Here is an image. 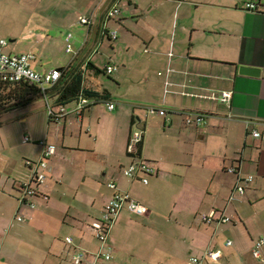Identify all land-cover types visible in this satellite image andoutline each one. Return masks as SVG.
<instances>
[{
    "label": "crops",
    "instance_id": "crops-1",
    "mask_svg": "<svg viewBox=\"0 0 264 264\" xmlns=\"http://www.w3.org/2000/svg\"><path fill=\"white\" fill-rule=\"evenodd\" d=\"M13 2L21 5L25 0ZM50 3L55 6L48 19L56 26L69 30L79 25L84 31L78 51L66 52L73 55L66 63L47 66V57L34 52L35 45L50 40L39 32L51 29L52 22L45 21L27 27L22 38L33 49L22 53L35 55L33 67L39 73L70 65L83 68L86 86L108 91L116 108L110 111L100 103L102 107L87 108L80 122L73 113L61 123L52 122L48 106L58 105L43 97L48 124L43 137L35 139L41 144L37 159L22 157L16 162V155L1 157L0 264H72L76 250L98 251L100 242L92 226L102 218L110 199L124 192L145 205L148 213L139 216L124 209L119 214L109 239L114 246L112 264H134L125 259L132 238L150 236L157 241L148 252L147 264H188L209 249L222 251L220 262L212 264H261L252 248L258 240L255 237L264 234V141L254 138L251 131H264V0ZM117 3L120 14L106 26V16ZM248 3L256 9H247ZM82 17L89 23L81 24ZM111 31L118 32L117 40L110 38ZM104 42L112 51L118 47L122 52L120 66L112 59L105 65L95 62ZM8 46L7 42L0 50L21 54L7 51ZM89 62L101 70L110 65L118 66V71L122 67L115 78L118 88L110 91L101 84L95 89L93 82L99 84L102 74L88 68ZM241 66L259 68L261 75H242ZM224 91L232 92L230 104L221 100ZM212 94L219 99H208ZM149 105L166 109L167 117L147 115ZM190 114H205L206 123L189 125ZM135 122L145 129L142 156L157 169L148 185L123 174L134 159L127 148ZM44 143L55 145L57 151L44 170L45 182L38 187L37 209L19 208L20 186L34 175L27 161L42 158ZM248 176H254V181H242ZM110 182L116 188L109 187ZM239 185L245 186V193L237 191ZM63 188L65 193L58 197L56 192ZM212 211L232 221L208 225L199 218L200 225L191 223L200 213ZM10 213L15 214L14 222L17 214L33 218L7 233ZM164 214L170 222L162 223ZM57 231L72 237L73 244L54 235ZM44 238L51 240L44 241L45 246ZM227 240L233 245L227 247Z\"/></svg>",
    "mask_w": 264,
    "mask_h": 264
},
{
    "label": "built area",
    "instance_id": "built-area-1",
    "mask_svg": "<svg viewBox=\"0 0 264 264\" xmlns=\"http://www.w3.org/2000/svg\"><path fill=\"white\" fill-rule=\"evenodd\" d=\"M247 9L255 10L256 5L253 3H248L246 5ZM120 14L118 8V3L113 5L109 10L106 16V26L112 20H115L116 17ZM81 24H88L89 19L87 17L81 18ZM110 38L113 40L118 39V32L111 31L109 32ZM73 34L69 33L66 38V52L72 53L74 51V46L72 43ZM7 44L6 40L0 42V46L3 47ZM36 59L34 54L31 53H21L17 55L7 54L0 50V78L7 82H20L27 81L31 84H36L41 87L42 94L44 98L49 100V89L56 86L57 83L62 78V72L60 69H53L46 73H39L33 67V62ZM108 74H113L118 71V66L110 65L107 67ZM170 71V70H169ZM162 75V73H160ZM210 100H218L219 96L212 94L207 97ZM221 100L223 102L231 103L232 92L224 91L221 95ZM103 103L107 106L110 111H114L116 108L115 102L111 100H100L94 97H87L82 95L74 103L75 107L72 110L68 111V107L61 105L59 107L58 113H56L57 120L62 122V118H66L67 115L73 113L76 116V119L80 122L83 118V113L87 108H90L96 104ZM146 114H159L161 116L168 115V112L164 108L158 106L149 105L146 106ZM50 116L55 115L52 110V105L48 106ZM205 114H190L187 118V123L189 125L196 124L197 126H203L206 123ZM251 122H247V125L250 126ZM251 135L256 138L264 141V131L258 129H253ZM145 129L140 126V122L137 123L135 131L132 133L128 144V153L134 158L133 162L124 168L123 174L130 179L135 181L140 179L145 185L149 184L150 177L157 173L155 165L144 158L141 154H138V149L144 142ZM25 143L30 142V137L24 138ZM45 144V149L43 156L39 161L33 162L31 160L27 161V165L33 169L34 175L33 178L27 182H24L20 186V192L18 196L19 208H28L30 210L36 209L35 199L40 196L38 187L43 184L46 180V174L44 170L48 168V160L56 154L57 147L53 144ZM246 183H251L254 181V176H248L244 180ZM109 187L116 188L114 182L109 183ZM245 186L239 185L237 191L240 194L245 193ZM129 212L144 216L148 213V209L145 205L134 200L128 192L116 193L110 201L106 204L102 218L96 221L93 226V233L97 240L100 242V248L98 251L90 253L85 250H76L72 256V264H112L113 260V247L111 246L109 239L110 233L113 228V225L118 218L119 214L124 210ZM15 220L17 222H25L27 218L24 215L17 214ZM200 221L204 224L213 225V224H227L232 221L231 217L224 214L218 213L217 211H212L209 213H203L200 216ZM65 241L72 245L74 240L72 237H66ZM232 240L226 241V246H232ZM263 248H264V237L259 238L252 248L253 257L260 261L261 264H264L263 257ZM91 256L89 261L87 258ZM222 258V251L209 249L204 252L202 256H194L190 259L188 264H212L219 263Z\"/></svg>",
    "mask_w": 264,
    "mask_h": 264
},
{
    "label": "rangeland",
    "instance_id": "rangeland-1",
    "mask_svg": "<svg viewBox=\"0 0 264 264\" xmlns=\"http://www.w3.org/2000/svg\"><path fill=\"white\" fill-rule=\"evenodd\" d=\"M13 1L14 0H0V40L5 39L8 42L9 46L8 48H6L7 51L12 50L18 53L30 52V50L33 49V46L31 43L22 38L23 34L27 31V27L31 24L36 25L38 23H45V21H50L48 18L53 12V8L55 5L53 3H50V0H42L40 1L41 4L38 2H34V0H25V2L21 5L16 4ZM15 1L17 2V0ZM78 1L80 2V0ZM50 22H52V27H50L51 29L46 28L47 30H39L40 33L49 35L50 40L46 41V43L44 44L39 43L38 46L35 45L34 52L38 55H40L41 53L45 55L47 57V66L53 67L57 64L66 63V61H69L71 60V58H73V55L67 54L65 51L66 42L64 41V39L66 37L64 38V35L68 32L73 34L74 39L72 43L75 51H78L80 42L84 39L85 35L84 31H82V28L79 25L66 30L65 28H60V26H58V23L56 26L52 20ZM110 25H112V23H110ZM113 27L118 29L117 25ZM120 37L122 38L121 33ZM92 38L93 39L91 42L94 45L96 38ZM118 43L119 41L116 44ZM137 49H139L138 52H140L141 56H146L142 52L140 47H138ZM47 54L50 58L47 56ZM123 57L124 56L122 52L119 51L118 47L116 52L112 51L109 48L108 43L104 42V45L100 49V54L95 58V62L99 65H105L110 59H112L115 60L116 63L120 66L119 59L121 61L123 60ZM121 70H123L122 67H120V70L114 73L112 76H106L103 74L100 75L99 84L93 82V87L96 89L102 84L105 88L110 89V91H115L114 89L118 88L115 78ZM98 106L102 107V104H99ZM103 107L106 108L105 106ZM73 108H68V111L72 110ZM3 112L6 111L0 112L2 113L0 114V165L1 157L4 156H10L12 158L13 155H16V157L14 158L16 162L19 159L22 160V157H34L33 159H37L35 155L40 152L41 144L39 142H36L35 139L39 136L43 137V134L46 133L48 124L47 102L43 98H40L34 100L25 107L7 113ZM25 137H31L32 142L24 144ZM12 146H15V148L11 150ZM64 189L65 188H63V191L59 189L60 194L56 192V195L58 197H62V193H65ZM31 213L32 212H30V214ZM30 214L27 215L28 220H31L33 218ZM201 214L203 213H200L197 216L196 220H191V223L192 221H194V223L200 225L199 218ZM9 216H11L12 218L9 223L8 229L6 230L7 233L10 232L12 228V231H15L20 226L27 225L26 222L28 220H26L25 222H14L13 219L15 217V214L10 213ZM166 221L170 222L171 220L168 215L164 214L162 223H167ZM11 224L13 225L11 226ZM140 230L142 229L139 228L137 231ZM54 235H60L61 237H63V239H65L64 232L57 231L54 233ZM261 237H264V234L256 236L254 241ZM0 239H2L1 235ZM134 239L135 238H132L133 241L130 242L132 246L131 252L125 255V259L132 261L134 264H142L143 261L145 262V260H148V252L151 251L152 248L156 247L155 245L157 240H155V237L153 236H150V238L143 237L137 238V240ZM44 241H47L46 243H48L51 240L49 238L47 240L46 238H44L43 245L45 246L46 243H44ZM112 247H114L113 244ZM145 264H147V262H145Z\"/></svg>",
    "mask_w": 264,
    "mask_h": 264
},
{
    "label": "trees",
    "instance_id": "trees-1",
    "mask_svg": "<svg viewBox=\"0 0 264 264\" xmlns=\"http://www.w3.org/2000/svg\"><path fill=\"white\" fill-rule=\"evenodd\" d=\"M87 67H93L98 74L112 75L108 74L107 70H101L90 62ZM60 70L62 72V78L56 86L50 88L48 91L49 100L55 101L53 103L55 106L58 105V108L52 105L53 113H55V115L53 114L50 116L52 122H59L56 119V113H58L61 105L67 106L71 103H75L82 95L100 100L110 99V93L108 91L104 90L98 92L86 86V73L83 68L70 65ZM43 97L41 87L36 84H31L27 81L12 83L0 78V112L13 111L25 107L34 100ZM64 119L65 118H62L61 120ZM135 123L137 124V122ZM142 147V145L139 147L138 154L142 153Z\"/></svg>",
    "mask_w": 264,
    "mask_h": 264
},
{
    "label": "water",
    "instance_id": "water-1",
    "mask_svg": "<svg viewBox=\"0 0 264 264\" xmlns=\"http://www.w3.org/2000/svg\"><path fill=\"white\" fill-rule=\"evenodd\" d=\"M240 74L249 76H260L261 70L259 68L241 66L239 69Z\"/></svg>",
    "mask_w": 264,
    "mask_h": 264
}]
</instances>
